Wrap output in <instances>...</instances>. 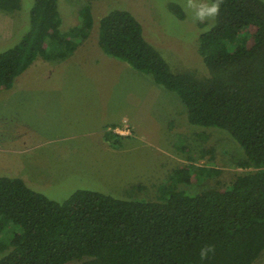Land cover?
Segmentation results:
<instances>
[{"label":"trees","instance_id":"trees-1","mask_svg":"<svg viewBox=\"0 0 264 264\" xmlns=\"http://www.w3.org/2000/svg\"><path fill=\"white\" fill-rule=\"evenodd\" d=\"M21 3L0 0V12L15 13ZM170 9L185 19L180 6ZM31 17L32 30L0 53V87L39 57L68 59L94 25L91 4L65 32L58 0H35ZM98 45L176 93L191 125L228 133L245 153L237 163L243 172L229 186L190 195L180 186L222 173L187 164L171 172L154 201L138 199L133 187L126 199L82 190L64 203L21 178L0 177V264H256L264 256V1L223 0L199 38L208 71L200 76L172 71L127 11L100 20ZM208 246L214 251L202 258Z\"/></svg>","mask_w":264,"mask_h":264},{"label":"rangeland","instance_id":"rangeland-1","mask_svg":"<svg viewBox=\"0 0 264 264\" xmlns=\"http://www.w3.org/2000/svg\"><path fill=\"white\" fill-rule=\"evenodd\" d=\"M34 4L35 0H22L19 11L0 12V53L32 30ZM58 4L64 32L79 24V11L91 4L90 38L79 46L74 60L61 63L39 57L32 68L18 74L10 90L0 87V177L21 178L35 192L64 203L82 190L126 199L133 187L135 197L154 201L171 172L187 164L222 173L180 186L190 195L229 186L243 172L237 163L245 153L228 133L191 125L176 93L109 57L98 45L100 20L111 11H127L172 71L200 76L208 71L198 51L199 38L215 21L193 23L184 10L185 19H179L170 7L180 6L181 0ZM53 94L58 103L51 108ZM39 96L47 97L42 109L35 100ZM256 264H264V256Z\"/></svg>","mask_w":264,"mask_h":264},{"label":"clouds","instance_id":"clouds-1","mask_svg":"<svg viewBox=\"0 0 264 264\" xmlns=\"http://www.w3.org/2000/svg\"><path fill=\"white\" fill-rule=\"evenodd\" d=\"M223 0H181L180 6L186 13H191L193 23L214 22L219 16ZM211 246L201 249V257L206 258L213 252Z\"/></svg>","mask_w":264,"mask_h":264},{"label":"crops","instance_id":"crops-1","mask_svg":"<svg viewBox=\"0 0 264 264\" xmlns=\"http://www.w3.org/2000/svg\"><path fill=\"white\" fill-rule=\"evenodd\" d=\"M90 38V37H89ZM88 38V39H89ZM87 39V40H88ZM87 40H85V41H87ZM85 41H83V42H85ZM82 42V43H83ZM82 43L80 44V45H82ZM81 48V47H80ZM83 48V47H82ZM84 48H85V46H84ZM80 52V49H78L71 57H69L68 59H66V60H64L65 62H69V61H71V60H74V58H76V55L78 54ZM46 61V60H45ZM64 61H62L61 63H64ZM60 62V61H59ZM60 63V64H61ZM35 65V62L28 68V69H26L25 71H23V73L24 72H26L27 70H29L30 68H32V66H34ZM103 65H105L104 63H103ZM31 71V70H30ZM30 71H28V73L30 72ZM22 73V72H21ZM27 73V74H28ZM11 86V85H10ZM6 90H10V88H9V86L6 88ZM14 97V96H13ZM50 97V100L51 101H49V102H51L52 103V105H51V108H54V107H56L55 106V104L56 103H58V97L56 96V94H53V95H51V96H49ZM8 98H10V96H8L7 97V99ZM43 98H47V97H41V96H39V97H35V100L37 101V102H39L38 103V106L37 107H39V108H41L42 109V101H43ZM65 100H66V98H64Z\"/></svg>","mask_w":264,"mask_h":264},{"label":"built area","instance_id":"built-area-1","mask_svg":"<svg viewBox=\"0 0 264 264\" xmlns=\"http://www.w3.org/2000/svg\"><path fill=\"white\" fill-rule=\"evenodd\" d=\"M116 133H117V134H124V131H121V130H120V131H119V130H116Z\"/></svg>","mask_w":264,"mask_h":264}]
</instances>
